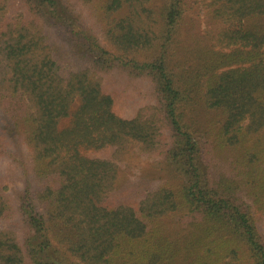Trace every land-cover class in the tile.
I'll return each instance as SVG.
<instances>
[{
    "label": "trees",
    "instance_id": "16d2710c",
    "mask_svg": "<svg viewBox=\"0 0 264 264\" xmlns=\"http://www.w3.org/2000/svg\"><path fill=\"white\" fill-rule=\"evenodd\" d=\"M64 1L0 0V154L30 151L0 264H264V0ZM112 71L148 83L131 117ZM132 144L158 174L122 175Z\"/></svg>",
    "mask_w": 264,
    "mask_h": 264
},
{
    "label": "rangeland",
    "instance_id": "374dc122",
    "mask_svg": "<svg viewBox=\"0 0 264 264\" xmlns=\"http://www.w3.org/2000/svg\"><path fill=\"white\" fill-rule=\"evenodd\" d=\"M71 0H65L64 5L69 4ZM75 6H71L73 10ZM83 26L87 30L93 31V33L98 36L101 40V27L103 25L102 18L93 16L89 10L88 6H83ZM88 9V11H87ZM16 10L20 11L19 8ZM77 10V8L75 9ZM194 18V15H192ZM202 15H200V20L196 23H185L180 32V41L181 45L187 46L190 44L191 40L195 36H202L205 29L215 28L216 30L220 29V24L209 22L203 20ZM61 38V37H60ZM57 45L60 47L64 46V42L61 39L56 41ZM103 43V42H102ZM104 87L107 91H114L116 94V99L114 102V111L118 116L128 118L135 114L137 110L140 111L143 109V98L144 94L147 91V82L136 81L128 79L125 74L112 71L110 74L104 76ZM77 103H74L72 110L76 107ZM147 107V106H146ZM146 107L144 111L146 110ZM68 123V120H62L60 126H64ZM9 124H7V118L0 112V127H4L6 130L9 129ZM11 140L9 137H7ZM18 152L20 155L19 160L15 157L14 152ZM29 150L25 144L15 145V141L9 142L7 146L3 149V155L0 154V184L4 186L6 190L4 194L7 196V200L12 208H16L18 205L17 192L23 187L22 179H26V172L30 166ZM84 154L87 156H94L98 158H111L113 155V148L107 147L97 151L87 150L84 151ZM18 156V155H17ZM125 158L119 167L122 175H126L131 181L135 179H140V177L145 174L156 175L158 170L151 166V158L157 160V156H149L148 153H141L137 145H130L128 153H126ZM19 157V156H18ZM17 160L22 168H18L13 164ZM16 167H14V166ZM14 211V210H13ZM17 216L13 214V217H7L6 219L0 218V229H12L16 231L19 227L16 222ZM261 229V225H260Z\"/></svg>",
    "mask_w": 264,
    "mask_h": 264
}]
</instances>
